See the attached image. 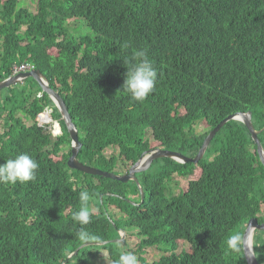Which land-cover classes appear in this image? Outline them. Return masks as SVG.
I'll return each mask as SVG.
<instances>
[{
  "label": "trees",
  "instance_id": "1",
  "mask_svg": "<svg viewBox=\"0 0 264 264\" xmlns=\"http://www.w3.org/2000/svg\"><path fill=\"white\" fill-rule=\"evenodd\" d=\"M18 1L28 9L20 8L25 20L22 11L16 12ZM29 3L34 10L26 0H0L5 27L0 82L11 75L13 64L35 66L68 108L82 144L77 156L81 164L122 176L118 164L128 170L145 151L163 148L194 157L209 131L238 112L250 111L255 129L264 130V0ZM72 19H83L92 34L73 36L66 26ZM137 49H147L158 69V83L142 103L123 90V59ZM40 91L28 79L0 92V163L28 153L39 164L34 181L0 184V264H61L83 242L114 243L130 231L145 238L141 247L170 253L152 264H247L242 236L264 206V169L242 123L225 124L197 165L162 158L136 173L146 201L134 207L125 200L140 195L134 181L68 174L70 152L59 155L70 145L66 125ZM17 116L32 124L24 125ZM199 124L207 128L204 133H196ZM148 132L157 147L149 144ZM109 148L113 152L106 156ZM241 165L248 167L246 174L223 176L222 170ZM175 174L190 180L186 190L167 196ZM81 191L97 194L98 203L100 194L120 196L105 201L127 215L126 221L115 223L125 232L116 233L99 208L85 228L90 239H78L81 226L71 212L80 207ZM257 221L263 223L264 215ZM234 234L240 236L239 253L227 243ZM179 241L192 243L193 250L177 256ZM105 248L112 258L120 255L111 245ZM254 252L264 264V231L255 234ZM86 258L97 255L81 253L66 264Z\"/></svg>",
  "mask_w": 264,
  "mask_h": 264
},
{
  "label": "clouds",
  "instance_id": "2",
  "mask_svg": "<svg viewBox=\"0 0 264 264\" xmlns=\"http://www.w3.org/2000/svg\"><path fill=\"white\" fill-rule=\"evenodd\" d=\"M21 7L27 9L26 6L18 5V7L15 6L16 12L22 11L20 9ZM21 16L25 20L27 14L22 11ZM80 20L84 22L83 19H72L73 22H78V23H79ZM4 31H5L4 21L2 19H0V35H2L3 38H5L4 37ZM24 31H25V26L23 28H21L20 33L24 32ZM123 65H124V67L126 69V72L124 74L125 78H124V81H123V90L126 91L130 95V97H131V99L133 101L140 102V103L144 102L147 99V97L154 91V89H155V87H156V85L158 83V80H157L158 69L154 66V64L152 63L151 59L149 58L147 49H137V50L133 51L130 56H127V57H125L123 59ZM20 67H22V70L19 73V75L20 74H26V73L33 72V71L37 70V69H35L34 65L29 64V63H25L24 65H20ZM28 79H31V78L20 79V81L17 83V85L19 87H21L25 83V81L28 80ZM48 85H49V83H48ZM40 89H41V87H40ZM41 92H42V90L40 91V93ZM55 92H57V91H55ZM247 113L248 112H238V113L229 115L228 117L235 116L236 118H240L241 114H245L246 115ZM249 113L251 114L250 111H249ZM227 118H225L224 120H226ZM224 120H222V121H224ZM231 121L240 122L246 128V126L243 124V121L242 120H238V119L229 120L225 124H227V123H229ZM251 123L253 125L252 114H251ZM222 127H220V129ZM253 127H254V125H253ZM215 128H213L212 130H214ZM254 129H255V127H254ZM212 130H210L209 133ZM219 130L215 133L214 137L219 132ZM255 130L258 132L257 138H258V141H259V143L261 145L262 152H263V157H260L258 152L256 151L257 156H258L257 160H258V162H260L259 164L264 169V163L262 162L264 160V146L262 145L261 139H260V136L264 133V130H258V129H255ZM209 133L207 134V136L209 135ZM248 133H249V131H248ZM148 134H150V133L148 132L147 135ZM249 135H250L251 140H253L250 133H249ZM206 137H205V139H206ZM213 138L209 142L208 147H206V149L204 151V155L206 154V152H207V150H208ZM261 138H262V136H261ZM153 141H154V139H153ZM202 146H203V143H202ZM155 147H157V144H156ZM158 148H160V147H158ZM161 149H163V148H161ZM163 150H165V149H163ZM250 151H251L252 154L255 153L253 147H250ZM174 152H178V153L182 154L179 151H174ZM197 153L195 154V156L197 155ZM182 155H184V156H186L188 158H194L195 157V156L194 157H190V156L185 155V154H182ZM204 155H203L202 159L204 158ZM215 156H216V154L212 155L208 159V161L211 162L213 160V157H215ZM138 161H139V159H138ZM173 161H175L177 163H180V164H187V163H184V162H179L177 160H173ZM200 161H198L197 163H199ZM197 163H192V164L197 165ZM38 169H39L38 162L30 154L21 153L19 155L14 156V158L7 159L3 163H0V184H16L17 182H20V183L23 184V183H28V182L34 181L37 178ZM247 169H248V167L246 168V167H243L241 165V166H239L237 168L231 167L229 171L222 170V174H223V176H227V175H230V174H236V173H244V174H246ZM258 172H260V171H258ZM89 200H90L89 192L88 191H81L79 193L80 207L77 210H73L71 212V219L81 226L76 232V236L81 241H87V240L90 239V233L83 227L85 225H88L91 222L92 211H91V209L88 206L89 205ZM263 215H264V206L262 207V209H261L259 214H257L254 218L250 219L247 222V224H246V226L244 228V233L246 231L248 223L251 220H256L257 221V218L258 217H262ZM263 223H261V224H263ZM244 233H243L242 239L244 238ZM181 243H182V245L187 244L189 246V250L188 251H192L193 250V244L192 243H189L187 241H181ZM227 243H228L229 248L233 252L239 253V251H240V236H239V234L232 235L229 238ZM138 246L140 247V242H139ZM177 250L174 252L175 254L177 253ZM164 253L165 252H163V254ZM182 254H184V253H182ZM182 254H180V255H182ZM176 255L179 256L178 254H176ZM161 256H163V255H160V257L157 260H155V262L158 261L161 258ZM252 258H255V252L254 251L252 252ZM152 263H154V262H152ZM152 263L144 262V264H152ZM117 264H143V262L139 263L138 262V258L135 255V253H133L131 251H128L127 249H124V250L121 251V253L119 255V259H118Z\"/></svg>",
  "mask_w": 264,
  "mask_h": 264
},
{
  "label": "rangeland",
  "instance_id": "3",
  "mask_svg": "<svg viewBox=\"0 0 264 264\" xmlns=\"http://www.w3.org/2000/svg\"><path fill=\"white\" fill-rule=\"evenodd\" d=\"M30 1L36 2V0H26V2L29 4L31 9L34 10V7H33L32 3H29ZM18 5L24 6V5H22V3L20 1H18ZM260 22H264V16L261 18ZM66 26L68 27L70 33L73 36H75V37H80V36L86 35V34H92V32L89 30V28H87L85 26L84 22L81 21V20L79 21V23L78 22L69 21V23H66ZM26 28L27 27L25 26V29ZM19 99H20V96L18 95V97H16L15 99L12 100L13 104L18 102ZM17 117L19 119L21 118L23 124L26 125V126H30L32 124L30 120H27V119H25L23 117H20V116H17ZM195 129H196V133H198V134L204 133L207 130V128L204 126V124L197 125L195 127ZM2 133H3V127H1V125H0V134H2ZM146 137L148 138L149 144L151 146H155L156 145L155 142L153 141V137L151 136V134H148ZM78 139H79V136H78ZM81 147H82V144H81ZM71 148L72 147H71V140H70V145H64L61 148V152L59 154L60 156H62L63 154H68L70 152V155H69V157H68V159L66 161V164H68V160H69V158L71 156ZM80 150H79V152H80ZM79 152H78V154H79ZM112 152H113V149L109 148V149H107L105 151L104 154L106 156H109ZM145 153H150V151H145ZM78 154H77V156H78ZM135 164H132L130 166V168H133ZM84 166H86V165H84ZM117 167L118 168L116 170L118 172H120V173H123L122 175H124V173L126 171H129V169H130V168L128 170H127V168L124 169V167H121L119 164H118ZM67 168H68V174L70 176H72L73 178L75 177L73 175L74 171L80 172V173H83V174L89 175V176H97V175H93V174L84 173L83 171H80V170H77V169H72V168H70L68 166H67ZM99 177H101V176H99ZM108 179H110V178H108ZM86 180H90V177H87ZM189 180H190L189 178H182V177H178V176L174 175V178L172 179V182H170L168 184V189L165 191V194L167 196H169V195H177L179 190H186ZM93 182L97 183V180L93 179ZM135 184L137 185L139 193H140L138 199L137 198L133 199V198L130 197L129 200L128 199H125V200L129 204L133 205L134 207H139V206L143 205L144 202L146 201L145 200V193H144V191H143V189H142V187H141L139 182L138 183L135 182ZM140 189L142 191V194L144 195L143 200H142V197H141ZM96 195H90V200H89V205L88 206H89V208L92 211L91 222L88 225H85L83 227L86 228V227H90L92 225V223H93L92 220H94L95 216L99 215V213H100V209L99 208H101V211H102V213L105 216V219L107 220L109 225L115 230V232L116 233L125 232V231H121L120 229H117L115 223L119 222V221H126L128 219L127 215L124 212H122L121 209L115 203L110 202V201L109 202L105 201V199H108V198H110V199H120V196L114 195V194H109V193L108 194H100L99 203H98L97 199H96ZM147 203H149V202H147ZM149 204H151V203H149ZM106 206H108L107 207V211L104 212L103 209ZM64 214H68V211L65 210ZM163 214L166 215V216H170V212H165ZM78 229H79V227H77V230ZM143 240H145V238H142V237L138 236L135 231H130V232L127 233V235L125 237V241H123V243H113V242H110V241L96 242L95 240L88 241V242H83L80 245H78V247L75 250L71 251L67 255L66 260L64 262H62L61 264H66V261H69V260L72 261L73 258L74 259H75V257L77 258V256L79 254H81V253L97 255V258L94 259V260H90V259L86 258L84 260V262L80 263V264H117L119 256H118L117 259L112 258L110 256L109 252L107 251V249L105 248L108 245H111L112 247L119 249L118 251L120 253L124 249H127L128 251H131V252L135 253V255L138 258V262L139 263H141V262H148V263L155 262V260H157L160 257V255H163L164 257H169L170 256L169 252H165L163 254V251H160L159 249H157L156 246H145V247H141L140 246L139 247L138 246L139 242H141ZM178 243H179V247H178V250H177L176 254L180 255L182 253H187L188 250H189V246L187 244L182 245L181 241H179ZM140 258H142L143 260H140ZM77 261L79 262L80 260L78 259Z\"/></svg>",
  "mask_w": 264,
  "mask_h": 264
},
{
  "label": "water",
  "instance_id": "4",
  "mask_svg": "<svg viewBox=\"0 0 264 264\" xmlns=\"http://www.w3.org/2000/svg\"><path fill=\"white\" fill-rule=\"evenodd\" d=\"M27 78H31L35 80L37 84L41 87L42 92L47 94L53 100L57 108L59 109L62 120L64 121L66 125L67 131H68V134L71 140L72 148H71V156L68 160V166L72 169H77L87 174H93V175L101 176L104 178H110V179H113V180H116L122 183H126L129 180H132L138 183L137 178L135 177V174L146 169L153 161L157 159L168 158V159H173V160H177L179 162H184V163H190V162L197 163L198 161L202 159L206 147H208L209 142L214 137L215 133L220 129V127H222L227 121L234 120V119L243 121V124L247 127L254 143L257 146V152L259 156L263 157L262 148L257 138L258 132L254 129L251 123V114L248 112L246 115L241 114L240 118H236L235 116H230L226 120L222 121L218 126H216V128L212 130L209 133V135L206 137V139L203 142V146L200 148V150L198 151L197 155L194 158H188L174 151H167L163 149L156 150L154 152L148 153L147 154L148 156L145 159H140L138 162H136L134 167L129 170V173L123 176H118L112 173L102 172L100 170L86 167L77 161V154L79 150L81 149V143L79 142L78 131L76 129V126L71 120V117L68 112V108L66 107L63 99L59 96V94L49 87L48 82L46 81L45 77L39 71L36 70V71L29 72L26 74H20L17 77L0 82V90L16 85L20 81V79H27ZM262 162L264 163V160ZM140 192H141V197L143 200L144 195L142 194L141 189H140ZM253 227L259 230H264V223L261 225H258V222L256 220H251L247 225L246 231L244 233V240H245V254H246V259H247L248 264H255V259L252 258V251L250 250V246L252 242L251 232H252ZM122 243H123V240H122Z\"/></svg>",
  "mask_w": 264,
  "mask_h": 264
},
{
  "label": "bare ground",
  "instance_id": "5",
  "mask_svg": "<svg viewBox=\"0 0 264 264\" xmlns=\"http://www.w3.org/2000/svg\"><path fill=\"white\" fill-rule=\"evenodd\" d=\"M24 65V64H23ZM24 67V66H23ZM26 67V66H25ZM21 70H22V67H20V65H18V64H13V66H12V73H11V75L9 76V77H7V79L6 80H9V79H12V78H14V77H17L18 75H19V73L21 72ZM35 81V80H34ZM47 81V80H46ZM36 82V81H35ZM37 83V82H36ZM14 86V85H13ZM11 87V86H10ZM9 88V87H8ZM6 89V88H5ZM2 90H4V89H2ZM2 90H0V91H2ZM47 95V94H46ZM48 96V95H47ZM60 96V95H59ZM49 97V96H48ZM61 97V96H60ZM49 99L51 100V102H52V104L57 108V106L54 104V102H53V100L49 97ZM58 109V108H57ZM58 111H59V109H58ZM60 113V112H59ZM61 115V114H60ZM154 151H156V150H153V151H150V153L151 152H154ZM148 153H143L141 156H140V158H139V160L140 159H145L148 155H147ZM160 159H162V158H160ZM168 159V158H167ZM158 160V159H157ZM67 166H68V164H67ZM69 167V166H68ZM86 167H89V168H92V167H90V166H86ZM93 169H95V168H93ZM131 169V168H130ZM129 169V170H130ZM97 170V169H96ZM128 173H129V171H128ZM127 173V174H128ZM127 174H124V175H127ZM123 176V175H122ZM129 181H132V180H129ZM127 183V182H126ZM258 225H260V224H258ZM258 231H264V230H259V229H257V228H255V227H253V229H252V232H251V240H252V242H251V246H250V250L253 252L254 251V237H255V234H256V232H258ZM122 240L123 241H125V239H124V237L121 235L120 236V240H117V241H114V243H122ZM242 252H243V254H244V257H245V260H246V263H247V259H246V254H245V240H244V238L242 239ZM255 264H259L258 263V261H257V258H256V256H255ZM248 264V263H247Z\"/></svg>",
  "mask_w": 264,
  "mask_h": 264
}]
</instances>
